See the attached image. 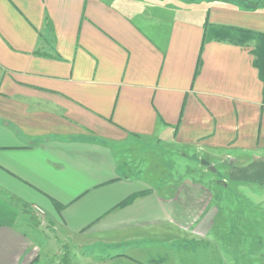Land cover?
<instances>
[{
    "label": "crops",
    "instance_id": "crops-1",
    "mask_svg": "<svg viewBox=\"0 0 264 264\" xmlns=\"http://www.w3.org/2000/svg\"><path fill=\"white\" fill-rule=\"evenodd\" d=\"M204 1L0 0V264H43L35 208L75 264H180L179 235L215 237L221 191L264 188V65L254 39L216 37L264 33V1ZM161 142L199 154L196 178L123 156Z\"/></svg>",
    "mask_w": 264,
    "mask_h": 264
},
{
    "label": "rangeland",
    "instance_id": "rangeland-1",
    "mask_svg": "<svg viewBox=\"0 0 264 264\" xmlns=\"http://www.w3.org/2000/svg\"><path fill=\"white\" fill-rule=\"evenodd\" d=\"M163 1L183 8L177 12L181 16L202 13L208 7L204 0ZM123 156L127 161L137 164L147 179L159 182L178 181L186 175L196 178L192 169L200 157L193 148L179 147L169 142L146 143L137 148H125ZM216 166L217 173H221L222 166ZM252 189L255 191L253 198L242 193L245 188L237 186L228 185L223 192L221 191V215L218 219L220 228L216 227L214 234L216 238L212 236L210 239L184 238L179 235V247L183 245L193 247L191 251H187L186 248L179 250L177 257L178 262H182L180 264H264V188L256 185ZM241 193L243 198L240 196ZM34 219L37 243L47 248L41 259L43 264L78 262L76 257L80 251H76L70 244L57 241L54 232L44 224V217L36 216ZM41 220L43 225L40 224ZM209 241L218 244L216 252H213L212 246L209 248L211 251H203L202 247ZM171 256L168 252L164 264H174ZM203 257L207 258L206 263L202 260ZM84 263L86 262L82 261V264ZM34 264H39V261L36 260Z\"/></svg>",
    "mask_w": 264,
    "mask_h": 264
},
{
    "label": "trees",
    "instance_id": "trees-1",
    "mask_svg": "<svg viewBox=\"0 0 264 264\" xmlns=\"http://www.w3.org/2000/svg\"><path fill=\"white\" fill-rule=\"evenodd\" d=\"M218 33L216 35L219 38H230L235 39L238 43L245 42L249 39H254L256 41L253 53L255 54V63L264 65V33L254 32L244 28L236 27H219ZM263 184V182H260ZM135 196L131 195L122 204L130 202Z\"/></svg>",
    "mask_w": 264,
    "mask_h": 264
},
{
    "label": "water",
    "instance_id": "water-1",
    "mask_svg": "<svg viewBox=\"0 0 264 264\" xmlns=\"http://www.w3.org/2000/svg\"><path fill=\"white\" fill-rule=\"evenodd\" d=\"M200 164L207 166L208 169L211 170V171L215 170V168L212 165H210L208 161H206L204 159L200 160Z\"/></svg>",
    "mask_w": 264,
    "mask_h": 264
},
{
    "label": "built area",
    "instance_id": "built-area-1",
    "mask_svg": "<svg viewBox=\"0 0 264 264\" xmlns=\"http://www.w3.org/2000/svg\"><path fill=\"white\" fill-rule=\"evenodd\" d=\"M36 209V214L37 215H39V216H41V217H43V215H44V211L41 209V208H35Z\"/></svg>",
    "mask_w": 264,
    "mask_h": 264
}]
</instances>
